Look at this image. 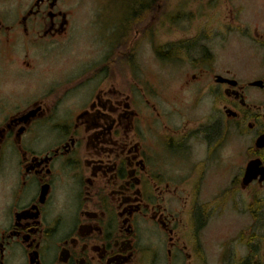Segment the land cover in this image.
<instances>
[{"label":"flooded vegetation","instance_id":"af4514ba","mask_svg":"<svg viewBox=\"0 0 264 264\" xmlns=\"http://www.w3.org/2000/svg\"><path fill=\"white\" fill-rule=\"evenodd\" d=\"M69 2L31 0L6 29L0 264H264V15L94 0L95 54L62 68Z\"/></svg>","mask_w":264,"mask_h":264},{"label":"rangeland","instance_id":"374dc122","mask_svg":"<svg viewBox=\"0 0 264 264\" xmlns=\"http://www.w3.org/2000/svg\"><path fill=\"white\" fill-rule=\"evenodd\" d=\"M68 5H74L77 7L75 10V15L77 16V25L79 26L78 36L72 40L68 45L67 49L62 52L63 57L61 63L63 64L62 68H71L75 66L78 58L86 59L87 57H92L95 54V45L96 40L93 41L95 36V29L93 21H91L92 9L96 7L94 0H69ZM31 0H0V19L4 21V24L15 23L18 12L21 8L27 6ZM233 4L242 3L246 10L243 13V18L245 21L259 20L260 17L264 15V0H232ZM64 4V3H63ZM15 36L13 34H4L0 35V73H15L13 65L8 62L7 58H15L17 52H13L9 49L12 42V38ZM9 40V41H8ZM235 41L237 45L228 51V56L230 53L237 52L238 55L235 59L227 60L231 63L236 69H241L244 66H247L250 62L247 59L246 52L247 48H244V45H247L246 40L242 37H234L230 40ZM229 42V43H230ZM146 55H149L144 61V69L149 73H158V71L165 69L162 64L151 56L149 51ZM14 66V65H13ZM61 67L53 65L51 70H60Z\"/></svg>","mask_w":264,"mask_h":264}]
</instances>
